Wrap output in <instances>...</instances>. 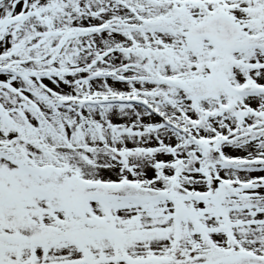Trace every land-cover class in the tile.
I'll use <instances>...</instances> for the list:
<instances>
[{"label":"snow or ice","instance_id":"obj_1","mask_svg":"<svg viewBox=\"0 0 264 264\" xmlns=\"http://www.w3.org/2000/svg\"><path fill=\"white\" fill-rule=\"evenodd\" d=\"M0 264H264V0H0Z\"/></svg>","mask_w":264,"mask_h":264}]
</instances>
